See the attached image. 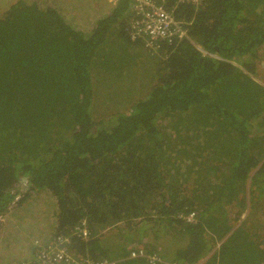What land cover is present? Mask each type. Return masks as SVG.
Returning <instances> with one entry per match:
<instances>
[{"label": "trees", "instance_id": "trees-1", "mask_svg": "<svg viewBox=\"0 0 264 264\" xmlns=\"http://www.w3.org/2000/svg\"><path fill=\"white\" fill-rule=\"evenodd\" d=\"M164 4L187 38L154 50L130 34L129 0L0 12V224L48 212L33 254L64 235L94 261L147 264L127 259L141 248L175 264H264V0ZM140 70L148 85L130 107L95 117L97 82ZM3 237L0 263L29 258L24 233Z\"/></svg>", "mask_w": 264, "mask_h": 264}, {"label": "built area", "instance_id": "built-area-1", "mask_svg": "<svg viewBox=\"0 0 264 264\" xmlns=\"http://www.w3.org/2000/svg\"><path fill=\"white\" fill-rule=\"evenodd\" d=\"M201 0H175L176 3H189L197 5ZM130 9V34L132 37L144 39L147 48L154 50L159 43L173 44L187 38L185 24L176 20L165 7L164 0H129ZM198 47L199 50L200 47ZM207 54V53H206ZM25 184V183H24ZM18 197L16 196L15 199ZM195 218V212H189L185 222H191ZM72 235L79 239H86L90 233L84 221L74 227ZM70 239L68 236L54 237L48 244L35 241V264H116L111 259L94 261L88 257H77L68 249ZM144 258L147 264H175L162 259L157 254H147L143 249L136 248L130 251L127 259Z\"/></svg>", "mask_w": 264, "mask_h": 264}, {"label": "rangeland", "instance_id": "rangeland-1", "mask_svg": "<svg viewBox=\"0 0 264 264\" xmlns=\"http://www.w3.org/2000/svg\"><path fill=\"white\" fill-rule=\"evenodd\" d=\"M97 1H101V0H97ZM10 2H11V0H0V12H2L4 8L6 9L7 5H9ZM115 2H116V0H107V4L110 6V8L114 6ZM88 9L90 10V13H91L92 12L91 10L93 8L89 6ZM145 46H146V43H145ZM109 55H110L109 58H114L116 56L113 51H111V53H109ZM145 57H146V54H145L144 58ZM259 59L263 60V62L261 64L260 63L257 64L256 70L260 69L264 75V58H262L261 54H260ZM142 74H143V71L140 70V71H138V77L133 75V74H125L123 77L112 76V78L116 79V83H114L113 79H111L110 77L101 78L97 82L95 88L97 91H104L105 96H101V95L98 96L99 98H97L96 103H95V115L94 116L100 117L105 108H108V109L111 108L110 109L111 112H113V111H126V109H128L130 107V103H129L130 98L131 97L138 98V95H140L143 91H145V89L148 85L149 79L146 78V76H143ZM259 77H261V76H258V78ZM253 79L264 86V79L263 78L262 79L259 78L260 80H257V78L253 76ZM107 96H109V98H107ZM109 99H111V100H109ZM263 200H261V201H263ZM261 201H260V203H261ZM47 213L48 212H45L43 210V208H38L35 211H32L30 209H23L20 212H14L12 214V216L10 215V218H8L6 221H5V216H3L4 221L2 224H0V235H1L0 248H1V251L3 248V240H4L3 235L4 234H7L9 241L12 244H14L15 239L20 240L21 235L23 233L26 237L27 248L30 251V249H31L30 248L31 247L30 241L32 240V243H33V236L36 233H37V235H38V233H43V230L39 226V222H41L43 220V216ZM19 214L29 216L28 217L29 222L22 223L20 220H17V217ZM10 219H12L13 222H11ZM14 227L17 230H20L17 234L14 235L15 239L12 237V228H14ZM112 232H114V231H112ZM147 240L150 241V238L147 237ZM145 242H146V240H145ZM0 254L2 257H5L4 252H1ZM165 257H167L166 254H165Z\"/></svg>", "mask_w": 264, "mask_h": 264}, {"label": "crops", "instance_id": "crops-1", "mask_svg": "<svg viewBox=\"0 0 264 264\" xmlns=\"http://www.w3.org/2000/svg\"><path fill=\"white\" fill-rule=\"evenodd\" d=\"M261 75V74H260ZM4 219V217H2ZM51 236L50 235L48 238H46L44 241H41L40 243H48L51 239ZM0 238H1V235H0ZM40 241V240H39ZM32 253L31 255L29 256V258H27L26 256H23L21 257L20 261L19 262H14V263H11V264H35V254H33V249H31ZM0 253H1V248H0ZM1 255V254H0ZM203 261L199 262V263H202ZM0 264H3V263H0Z\"/></svg>", "mask_w": 264, "mask_h": 264}, {"label": "bare ground", "instance_id": "bare-ground-1", "mask_svg": "<svg viewBox=\"0 0 264 264\" xmlns=\"http://www.w3.org/2000/svg\"><path fill=\"white\" fill-rule=\"evenodd\" d=\"M192 119H193V118H192ZM194 119H195V118H194ZM169 120H170V119H169ZM173 122H174V121H173ZM191 124H192V123H191ZM193 124H194V123H193ZM162 134H163V133H162ZM196 134H197V133H196ZM171 146H172V145H171ZM200 151H201V150H200ZM200 151H199V152H200ZM195 155H196V154H195ZM180 159H181V158H180ZM190 159H191V158H190Z\"/></svg>", "mask_w": 264, "mask_h": 264}]
</instances>
